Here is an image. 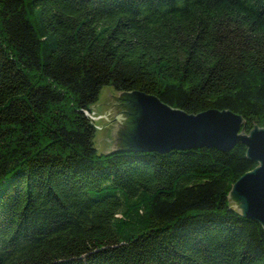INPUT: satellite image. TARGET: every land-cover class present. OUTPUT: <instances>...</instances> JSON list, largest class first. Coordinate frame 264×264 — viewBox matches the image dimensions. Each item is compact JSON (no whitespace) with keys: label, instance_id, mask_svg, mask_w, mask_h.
Returning a JSON list of instances; mask_svg holds the SVG:
<instances>
[{"label":"trees","instance_id":"1","mask_svg":"<svg viewBox=\"0 0 264 264\" xmlns=\"http://www.w3.org/2000/svg\"><path fill=\"white\" fill-rule=\"evenodd\" d=\"M103 86L264 127V0H0V264H264L245 146L99 153Z\"/></svg>","mask_w":264,"mask_h":264},{"label":"water","instance_id":"2","mask_svg":"<svg viewBox=\"0 0 264 264\" xmlns=\"http://www.w3.org/2000/svg\"><path fill=\"white\" fill-rule=\"evenodd\" d=\"M105 112L98 115L96 131L106 132L105 153L114 150L166 152L173 149L214 147L229 150L237 142L256 167L232 184L228 208L256 221L264 229V127L246 131L243 118L227 109L188 113L139 90L108 96ZM102 120V123H98Z\"/></svg>","mask_w":264,"mask_h":264},{"label":"rangeland","instance_id":"3","mask_svg":"<svg viewBox=\"0 0 264 264\" xmlns=\"http://www.w3.org/2000/svg\"><path fill=\"white\" fill-rule=\"evenodd\" d=\"M111 94H116V92L114 91L113 88L107 87V86H103V88L100 90L99 93V102H97L95 105L91 106V109L93 112H95V116L100 115V113L105 112V109L107 108L108 105V96ZM99 124L102 123V120H100V122H98ZM106 132H104V130L102 131H96L95 132V138H94V145L95 148H97L98 152L101 153L102 151H104L103 149L104 144H103V140L102 137H104L103 135H105ZM104 147V148H103ZM106 149V148H105Z\"/></svg>","mask_w":264,"mask_h":264},{"label":"built area","instance_id":"4","mask_svg":"<svg viewBox=\"0 0 264 264\" xmlns=\"http://www.w3.org/2000/svg\"><path fill=\"white\" fill-rule=\"evenodd\" d=\"M89 117L91 118L92 122L96 123L97 119L99 118L98 116H95V113L89 114Z\"/></svg>","mask_w":264,"mask_h":264}]
</instances>
